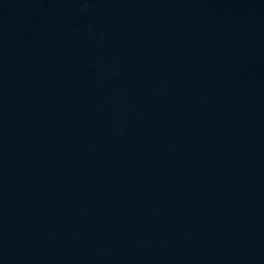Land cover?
<instances>
[{
    "label": "water",
    "instance_id": "water-1",
    "mask_svg": "<svg viewBox=\"0 0 264 264\" xmlns=\"http://www.w3.org/2000/svg\"><path fill=\"white\" fill-rule=\"evenodd\" d=\"M0 264H264V0H0Z\"/></svg>",
    "mask_w": 264,
    "mask_h": 264
}]
</instances>
